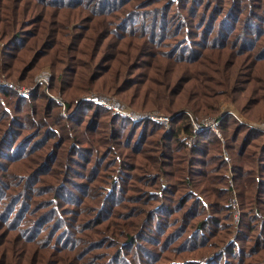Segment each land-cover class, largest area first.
Returning a JSON list of instances; mask_svg holds the SVG:
<instances>
[{"label":"trees","instance_id":"16d2710c","mask_svg":"<svg viewBox=\"0 0 264 264\" xmlns=\"http://www.w3.org/2000/svg\"><path fill=\"white\" fill-rule=\"evenodd\" d=\"M40 63L65 114L0 87V264H264V131L217 104L264 63V0H0V70ZM167 66L168 124L79 104L131 91L149 113L133 99Z\"/></svg>","mask_w":264,"mask_h":264},{"label":"rangeland","instance_id":"374dc122","mask_svg":"<svg viewBox=\"0 0 264 264\" xmlns=\"http://www.w3.org/2000/svg\"><path fill=\"white\" fill-rule=\"evenodd\" d=\"M171 43V42H169ZM114 47H116V44L114 43H110L109 44V48L111 49L110 51H112V49H114ZM171 51V50H169ZM234 57V56H233ZM119 58H124L122 55L119 56ZM9 59V57L7 58ZM242 59H244V56L242 57ZM148 61V60H147ZM261 66H258V68L256 70H254L255 68L252 69H247V71L245 72L244 69H242L241 71H239L236 74V77L233 80V85L230 87H235L237 88V92H232L228 97H221L219 99H221L219 101V103H217L221 109L223 108H231V109H235L243 118L251 121V122H255L257 124H264L262 122L259 121H253L251 119H248L247 117L243 116L240 112L239 109H243V106L246 105V111H258L261 110L264 107V63H260ZM22 65V63L20 64ZM41 63L38 65V68H36L33 72H31L28 76V80H26L27 82L21 83L18 81L17 78V71H6L5 69L0 70V87H5L8 88L9 90L17 93V94H27L30 93L38 84H41L42 87L45 89V91L49 94H51V96L55 97L57 100H59L58 102L61 103V105L63 106V113L65 114V100L63 99V97L61 96H57L54 93L51 92L50 90V77H51V69L48 65L43 64L42 66H40ZM144 64H142L143 66ZM40 66V68H39ZM166 69V70H165ZM164 69V71L162 72V74L158 75V79H151L148 80V84L150 85L152 82H155L156 87L155 89L157 90H153L151 93L147 94L146 96H144L143 98H135L133 100H138V102L140 103H149V105L151 106L149 109H151L150 111H145V112H149L146 114H141L139 113L140 111L136 110L135 107H133L129 101L127 99H130L131 97V91L129 92V96L127 98L123 97V95H116L114 93H106L105 91H98L96 89H91L89 90L87 93H83L81 94V97L88 100L91 99L90 95L94 94V95H100V96H106V97H113L114 99L120 101L124 106L130 108L132 111H134L133 113L135 114H141V115H152V114H157V115H161L160 113H163L164 111L158 108H155L153 102H163V103H167L168 100L170 99L169 96H167L168 93V89L170 87V81H171V76H169V72L168 70L170 69V66H167ZM184 69H188L189 71L187 73H185L183 75L184 80L180 79L177 86V89H184V93L181 94L180 96H178V99H181L182 103L185 104L186 107H192V108H197L199 107L203 100L199 99V97H194L193 93H189L187 91V89H189V86L191 84L190 81H186V79H188L192 73V68H190V66H184ZM135 73H138L139 69L135 70ZM183 71V70H182ZM12 74V75H10ZM48 75V76H46ZM140 78L142 76H139ZM216 78H219L218 76H216ZM253 78V80L251 82H248L249 79ZM142 79H144L142 77ZM220 79V78H219ZM221 80V79H220ZM33 81V82H32ZM32 82V83H31ZM181 83V85L179 86V84ZM231 83V81H230ZM32 88L34 87L32 90H26L25 92H19L16 88ZM224 87L222 86H216V90L217 91H221ZM249 90H252L253 93H248ZM28 91V92H27ZM243 92H246L243 94ZM255 97V98H253ZM81 98V99H82ZM253 98V99H252ZM80 99V100H81ZM173 99V98H171ZM246 99H252L250 102L246 103ZM208 100V99H207ZM81 101H79L80 104ZM91 102V100L89 101ZM94 102V101H93ZM96 103V102H95ZM100 106H102L103 108H106L108 110H110L107 107H104L103 105L96 103ZM112 115H120L119 113H113L110 110ZM250 115L254 116L255 114L253 113H249ZM127 116V115H126ZM257 116V115H255ZM130 117V116H129ZM133 118V117H131ZM261 118V117H260ZM135 120H138V118H134ZM77 136H80V132L78 130H76L74 132Z\"/></svg>","mask_w":264,"mask_h":264},{"label":"built area","instance_id":"2783aa9c","mask_svg":"<svg viewBox=\"0 0 264 264\" xmlns=\"http://www.w3.org/2000/svg\"><path fill=\"white\" fill-rule=\"evenodd\" d=\"M46 76H48V75H46ZM14 88H16L19 92H23V91L25 92L26 90H28V91L32 90L34 87L27 88V89L26 88H17V87H14ZM90 97H91V99L86 100V99L82 98L80 101H82V100H86V101L91 100V102L94 101V103L95 102L99 103V104L103 105L104 107L109 108L113 113H119L120 115H127V116H130L133 118H138V119H140V118H151V119H154V120L159 121V122H164L165 124L169 123V117L168 116L157 115V114H152V115L135 114V113H133L134 111H132L130 108L124 106L120 101L114 99L113 97H106V96H100V95H94V94H91ZM227 113H233L242 122L249 124L252 127H255V128H258V129H261L264 131V124H257L255 122H251V121L243 118L235 109H231L228 107L224 108L220 114V117L224 116ZM217 122L218 121H213L212 119H209V118H205L202 121L203 124H205V125L211 124L212 126H215ZM195 126L197 129H200L199 125L195 124Z\"/></svg>","mask_w":264,"mask_h":264}]
</instances>
